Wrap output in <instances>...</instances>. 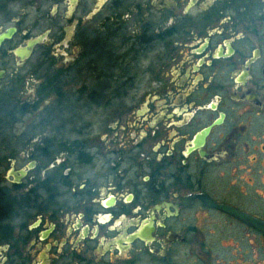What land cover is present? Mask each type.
Instances as JSON below:
<instances>
[{"label":"flooded vegetation","instance_id":"af4514ba","mask_svg":"<svg viewBox=\"0 0 264 264\" xmlns=\"http://www.w3.org/2000/svg\"><path fill=\"white\" fill-rule=\"evenodd\" d=\"M32 3L0 0V264H264L223 210L264 222V0Z\"/></svg>","mask_w":264,"mask_h":264},{"label":"water","instance_id":"95a60500","mask_svg":"<svg viewBox=\"0 0 264 264\" xmlns=\"http://www.w3.org/2000/svg\"><path fill=\"white\" fill-rule=\"evenodd\" d=\"M14 32L13 28H10L8 30H6L5 32L0 34V45L2 44V42L4 40L10 39L12 34ZM42 40V37H37L34 39H30L26 42L25 46L19 50L16 51V55H18L19 57H23V56H27V54H29V52L31 51V49L38 43H40ZM226 212H229L230 214H232L233 216L237 217L239 220L253 226L254 228L264 232V222L255 218H252L249 215L246 214H242V213H236L234 210L232 209H223Z\"/></svg>","mask_w":264,"mask_h":264},{"label":"rangeland","instance_id":"374dc122","mask_svg":"<svg viewBox=\"0 0 264 264\" xmlns=\"http://www.w3.org/2000/svg\"><path fill=\"white\" fill-rule=\"evenodd\" d=\"M29 1H33L35 2V0H19L20 4L24 5L25 6V9H27L29 11V16H26L25 19H24V24L22 25L21 29H23V31L25 32L26 31V28L28 26H31L33 24V18L35 15L31 14V13H34L35 10L34 9H31V8H26L27 6H32L34 3L32 4H29ZM29 4V5H28ZM33 15V16H31ZM39 30L35 29V30H31L29 31V36H32V37H36L38 34H39ZM28 38H25V41L27 40ZM82 78H80L79 76H77L76 80L72 83L69 84V86H67L66 90L67 91H72V92H76L78 90V88L80 89L81 85H82ZM88 84V89L90 90L91 87H94L96 86L95 83H86V85ZM94 85V86H93ZM88 90V92H89ZM91 121L93 122L94 124V128H97L98 127V124L96 122V119H98V116L95 115V113L91 116Z\"/></svg>","mask_w":264,"mask_h":264}]
</instances>
